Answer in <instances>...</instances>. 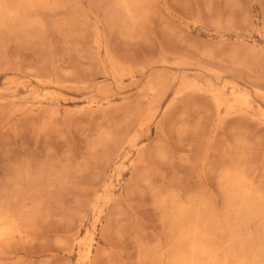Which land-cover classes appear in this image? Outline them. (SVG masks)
I'll return each mask as SVG.
<instances>
[{"label": "rangeland", "instance_id": "1", "mask_svg": "<svg viewBox=\"0 0 264 264\" xmlns=\"http://www.w3.org/2000/svg\"><path fill=\"white\" fill-rule=\"evenodd\" d=\"M0 264H264V0H0Z\"/></svg>", "mask_w": 264, "mask_h": 264}]
</instances>
